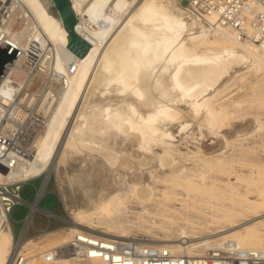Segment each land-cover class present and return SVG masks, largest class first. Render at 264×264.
<instances>
[{
	"label": "bare ground",
	"instance_id": "1",
	"mask_svg": "<svg viewBox=\"0 0 264 264\" xmlns=\"http://www.w3.org/2000/svg\"><path fill=\"white\" fill-rule=\"evenodd\" d=\"M23 1L31 10L38 30L28 40L27 31L19 29L12 44L33 56L19 58L16 71L6 80H14L22 86L40 82L34 53L47 44L53 52L51 67L64 75L66 85L54 98L48 95L45 110L48 115L44 126L33 134L29 147L31 156L24 158L17 170L6 173L5 179L27 181L46 173V184L52 172L56 170L57 173L61 167L68 169L71 165L74 182L85 186L83 193L91 200L88 204H78L75 200L77 205L72 207L70 214L76 225L70 232L75 234L86 229L101 236H113L111 232L124 235L125 232L118 231L104 218L109 210L119 207L124 196L147 199L155 192L154 173L159 164L162 167L164 163L158 157L156 161L160 163L155 164L156 155H149L153 145L165 138L172 139L170 126L183 112L185 115L188 106L191 115L201 119L199 125L214 131L219 116L211 101L217 95L218 87L231 72L236 74L246 68L264 65V50L261 53L258 46L239 41L224 26L207 25L189 18L185 9L179 8L174 0H72L80 17L78 30L92 43L88 54L79 57L68 47L67 30L53 15H48L40 0ZM86 16L88 19L85 20ZM211 34L216 36L214 40L210 39ZM209 43H214L215 48L213 45L208 47ZM16 89L20 90L13 85H4L0 92L8 95ZM183 102L188 104L186 110L179 106ZM187 119L180 123L181 130L189 129ZM256 123L248 126L250 130L246 135L259 130V119ZM95 146L101 151H117L133 158L135 164L129 171L135 167L139 170L120 173L114 169L116 156L113 154L103 155L104 160L99 157L87 160L84 151L94 150ZM68 156L76 164L70 161V165L67 164ZM183 171L181 167H172L170 175L178 177ZM69 181H64L63 175L60 178V190L68 205L71 193L66 182L71 185ZM30 206L34 211L38 208L37 204ZM31 217L32 214L28 222ZM247 223H240L234 229L231 227L227 232L223 230L219 239H228L242 248L246 241L241 234L249 228ZM87 224H106L105 229L102 227L105 231L96 232ZM63 231L65 229L51 234ZM207 237L200 240L184 235L181 238L185 240L178 241L179 244L162 245L179 247L189 255L194 248L209 246L211 240ZM14 240L11 226L0 234V264H12L17 253L26 250V246L36 239L20 238L17 244ZM66 242L68 240L60 245ZM93 261V264H104L99 259ZM48 264L73 263L70 259L57 257Z\"/></svg>",
	"mask_w": 264,
	"mask_h": 264
},
{
	"label": "rangeland",
	"instance_id": "2",
	"mask_svg": "<svg viewBox=\"0 0 264 264\" xmlns=\"http://www.w3.org/2000/svg\"><path fill=\"white\" fill-rule=\"evenodd\" d=\"M174 1L184 10L183 0ZM84 19H88V16ZM94 26L96 28V25ZM209 37L214 40L216 36L211 34ZM209 45L215 48L214 43H209L207 46L210 47ZM259 51L263 53L260 48ZM246 70L247 68L236 74L231 72L218 87L219 91L211 101L219 116L214 131L199 125L201 119L191 115L188 104L179 103L182 104L179 105L180 108L185 110L188 106L187 110L190 114H187V111L183 115V112L181 118L175 121L177 124L174 122L175 125H169L172 139L169 137L170 140L165 138L163 141H157V144L153 145V151L149 152L152 157H155L153 154L156 155L153 160L155 164L160 163L156 161L159 158L164 163L162 167L159 164L154 173L155 192L147 199H140L136 195L124 196L125 199L117 209L109 210L104 219L118 231L125 232L124 235L111 232L112 235L139 236L153 245L179 244L178 241L185 240L181 238L184 235L189 239L198 237L200 240L208 236L207 238L211 240L209 246L189 251L190 256L200 257L213 245L215 246V242L223 240L219 239V236L223 235L224 231L227 232L231 227L234 229L250 221L247 223L249 228L241 234L246 241L242 248H257L264 251V65ZM47 105L46 103L41 107V114L45 118L48 115L45 111ZM40 106V103L37 104L36 109ZM184 118L189 119H187L190 124L188 130L179 128L180 123L185 121ZM258 119L261 122L259 130L256 129L246 135L250 125L257 124ZM235 135L238 137L236 138ZM166 151L169 154L165 153ZM84 153L87 155L85 157L87 160L91 157L104 160L103 155H115L114 169H118L123 174L139 170L135 167L129 171V167L134 166L135 160L117 151L112 153L101 151L95 146L94 150H85ZM70 156L67 164L69 161L76 164ZM70 167L68 169L61 167L57 173L56 170L52 172L43 191L40 190L46 173L22 186L21 195L28 204L35 201L39 191L42 193L38 209L32 216L30 228L24 238L26 240L40 233L32 244L26 246V250L33 251L32 253L39 255L42 260H47L50 249L59 246L74 235L70 232V228L76 225L70 214L72 207L75 208L76 203L81 202L88 204L91 200L83 193L85 186L74 182L75 175H72L74 172H71ZM172 167H181L184 171L178 177H174L170 175ZM62 175L64 181L74 177V180H71L74 183L69 181L71 185L66 182L71 193V198L69 197L71 200L68 198L69 205L60 190ZM101 179L102 177L98 180ZM28 204L12 208L11 225L16 236L14 244L19 241L20 233L30 213L31 206ZM47 211L50 214H47ZM58 218L63 222L58 221ZM87 227L101 233L105 231L106 224L95 226L87 224ZM44 229L47 231L42 232ZM62 229L65 231L51 234ZM171 249L182 251L176 246ZM93 262L92 259L80 264H93Z\"/></svg>",
	"mask_w": 264,
	"mask_h": 264
},
{
	"label": "built area",
	"instance_id": "3",
	"mask_svg": "<svg viewBox=\"0 0 264 264\" xmlns=\"http://www.w3.org/2000/svg\"><path fill=\"white\" fill-rule=\"evenodd\" d=\"M183 7L189 18L224 26L239 41L264 50V0H183ZM19 29L27 31L28 40L38 30L31 10L23 0H0V47L6 42L20 51L0 83V88L4 85L20 88L8 95L0 92V234L11 226L12 208L28 204L20 193L21 185L28 180L7 181L6 173L17 170L23 159L31 156L33 134L45 124L41 107L48 95L54 98L66 85L64 75L51 67L53 52L47 44L34 53L36 70L41 76L35 87L6 80L16 71L19 58L33 56L13 46L12 40ZM39 103L41 106L36 109ZM32 252L20 250L12 264H46L57 257L70 259L73 264L92 259L104 264H264L263 250L244 249L227 240L215 242L203 257L196 258L168 246L149 244L139 236H101L86 229L77 231L65 244L52 248L47 260Z\"/></svg>",
	"mask_w": 264,
	"mask_h": 264
},
{
	"label": "water",
	"instance_id": "4",
	"mask_svg": "<svg viewBox=\"0 0 264 264\" xmlns=\"http://www.w3.org/2000/svg\"><path fill=\"white\" fill-rule=\"evenodd\" d=\"M48 15H53L61 22L69 34V49L77 56L84 57L92 47V43L84 38L78 27V16L74 10L72 0H40ZM19 50L8 43L0 47V83L7 74L14 60L19 54Z\"/></svg>",
	"mask_w": 264,
	"mask_h": 264
},
{
	"label": "crops",
	"instance_id": "5",
	"mask_svg": "<svg viewBox=\"0 0 264 264\" xmlns=\"http://www.w3.org/2000/svg\"><path fill=\"white\" fill-rule=\"evenodd\" d=\"M36 178H39V177H36ZM36 178H32V179H30V180H28L27 182H25L26 184H28L30 181H32V180H34V179H36ZM44 182H45V180H44ZM44 182H43V185H46V184H44ZM25 183H23L22 185H21V191H22V186L25 184ZM43 185H42V187H43ZM21 191H20V193H21ZM41 191V190H40ZM40 191L37 193V197H36V199H35V201L34 202H32V203H29V204H31V205H36L37 204V206H38V202H39V193H40ZM21 197H22V195H21ZM23 198V197H22ZM34 203V204H33ZM36 203V204H35ZM38 209V208H37ZM37 209H35V210H37ZM34 210L33 209H31L30 210V213L28 214V216H27V220H26V223H25V225H24V227H23V229H22V231H21V233H20V236H19V239L18 240H20V238H22L23 240H24V238H25V236H26V234H27V232H28V230H29V228H30V223L32 222V217H31V221L30 222H28V217L32 214V216L34 215ZM50 214V212L49 211H47V214ZM58 221H60V222H63V220L62 219H59L58 218ZM11 228H12V225H11ZM36 230V229H35ZM12 231H13V229H12ZM46 232L47 230L46 229H44V230H42V232ZM41 232V233H42ZM13 234H14V232H13ZM39 234L40 233H37V234H34V235H32V237H30L29 239H34V238H36V237H38L39 236ZM14 239L16 240V236H15V234H14ZM27 240V239H26Z\"/></svg>",
	"mask_w": 264,
	"mask_h": 264
}]
</instances>
